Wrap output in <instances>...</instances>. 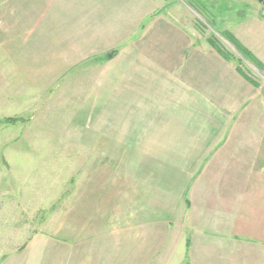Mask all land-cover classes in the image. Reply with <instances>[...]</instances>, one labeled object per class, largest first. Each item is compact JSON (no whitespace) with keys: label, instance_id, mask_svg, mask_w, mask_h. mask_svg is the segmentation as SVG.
<instances>
[{"label":"rangeland","instance_id":"1","mask_svg":"<svg viewBox=\"0 0 264 264\" xmlns=\"http://www.w3.org/2000/svg\"><path fill=\"white\" fill-rule=\"evenodd\" d=\"M157 1L0 0V264H52L59 254L78 261L81 243L99 247L113 232L126 240L133 236L128 226L145 221V213L131 216L140 209L127 170L134 154L121 153L97 119L114 93L101 83L111 81L121 51L113 50V31L128 35L160 4L158 11L198 32L201 42L215 39L237 66L242 60L241 69L264 88V59L256 57L264 42L255 41L257 33L264 37L263 3ZM101 22L100 40L79 42L81 30L95 37ZM147 217L156 225L161 216L150 209ZM92 250L84 248L83 257Z\"/></svg>","mask_w":264,"mask_h":264},{"label":"crops","instance_id":"2","mask_svg":"<svg viewBox=\"0 0 264 264\" xmlns=\"http://www.w3.org/2000/svg\"><path fill=\"white\" fill-rule=\"evenodd\" d=\"M158 7L128 35L112 32L113 50L121 51L111 81L101 83L114 93L97 114L121 153L134 154L128 178L142 210L131 216L145 213V221L129 225L126 240L113 232L99 247L81 243L78 261L59 254L52 264H264L263 87ZM96 26L89 39L81 30L79 42L100 40L103 24ZM255 41L264 37L257 33ZM258 49L264 59V46ZM185 171L193 176L178 179ZM150 209L161 216L156 225ZM84 248L93 254L83 257Z\"/></svg>","mask_w":264,"mask_h":264},{"label":"trees","instance_id":"3","mask_svg":"<svg viewBox=\"0 0 264 264\" xmlns=\"http://www.w3.org/2000/svg\"><path fill=\"white\" fill-rule=\"evenodd\" d=\"M231 40V39H230ZM209 43L216 49L219 51V53L226 59V60H229V61H237V59L228 54L227 52L223 51V49H221L220 45L218 44V42L215 40V39H210L209 40ZM242 54H244L245 58L248 59V60H252L253 59V55H251V53L243 50L242 51ZM110 57H113L112 55ZM238 66H237V69L238 71L244 76L247 78V80L249 82H251L255 87L257 88H261L262 86L260 85V83L256 80H253L251 79L249 76H247V74H245V72L241 69L240 65H243V61L242 60H238ZM263 90V93H264V88L262 89ZM8 122L13 124L16 122V120H11V119H8Z\"/></svg>","mask_w":264,"mask_h":264},{"label":"water","instance_id":"4","mask_svg":"<svg viewBox=\"0 0 264 264\" xmlns=\"http://www.w3.org/2000/svg\"><path fill=\"white\" fill-rule=\"evenodd\" d=\"M260 3H263L264 4V0H258Z\"/></svg>","mask_w":264,"mask_h":264}]
</instances>
